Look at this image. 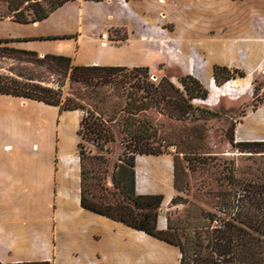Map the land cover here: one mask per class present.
Returning <instances> with one entry per match:
<instances>
[{
	"label": "rangeland",
	"instance_id": "obj_1",
	"mask_svg": "<svg viewBox=\"0 0 264 264\" xmlns=\"http://www.w3.org/2000/svg\"><path fill=\"white\" fill-rule=\"evenodd\" d=\"M130 8L136 9L132 11L133 26L123 20L107 31L110 43H126L139 49L131 56L126 52L122 55L127 64L124 65L129 71L134 67H148L149 81L155 85L153 90L163 77L180 91L183 89L180 77L191 75L199 80L209 91L206 100L192 102L204 110L197 111L200 120H191V116L177 119L178 110L173 108V100L159 97L154 98L149 110L129 114L125 105L130 95L132 98L145 95L133 85L136 80L131 79L129 72L117 75L118 83L98 88L1 57L0 72L13 70L30 74L49 86L60 88L63 97H71L87 109L95 111L94 106L97 107L96 113L107 122L115 141L107 144L103 151L93 142L83 143L88 155L102 156L108 161L100 167L107 170L103 184L111 192L114 191L111 182L114 165L120 163L130 142L128 131L139 135L146 132V147L161 154L138 156L167 158L173 163L178 158L183 169L181 190L175 189L174 184L169 190H156V194L167 199L158 211V223L163 229L167 227V219L188 218L191 222L202 223L203 216L208 213L219 215L218 195L221 190L231 188L233 174L246 177L264 168V157L238 153L229 142L232 126L237 142V136L264 138V0H137L130 3ZM191 9L203 11L197 21L182 17L184 11ZM208 11L213 14L211 18L206 14ZM4 47L13 48L10 43H0V49ZM2 54L7 51L0 50ZM37 55L39 59L45 56ZM214 66L228 68L235 77L217 84L213 79ZM165 91L176 96L168 87ZM76 112L81 121L85 111ZM146 165L140 158L137 167L142 172L137 178L139 192L152 188ZM160 170L161 183L167 187V164Z\"/></svg>",
	"mask_w": 264,
	"mask_h": 264
},
{
	"label": "crops",
	"instance_id": "obj_2",
	"mask_svg": "<svg viewBox=\"0 0 264 264\" xmlns=\"http://www.w3.org/2000/svg\"><path fill=\"white\" fill-rule=\"evenodd\" d=\"M136 2L75 0L41 22L3 19L0 40H9L19 50L70 57L78 66H125L122 55L139 49L101 36L123 20L133 26L136 9L130 3ZM202 12L186 10L182 17L194 22ZM62 36L72 38L43 40ZM79 121L76 111L0 94V263L179 264L178 247L81 206ZM237 139L264 140L252 135ZM140 158L152 185L144 192L138 190ZM163 164L168 168L167 187L161 183ZM135 170L139 194H156L174 184L171 159L138 156ZM158 227L164 230L160 222Z\"/></svg>",
	"mask_w": 264,
	"mask_h": 264
},
{
	"label": "trees",
	"instance_id": "obj_3",
	"mask_svg": "<svg viewBox=\"0 0 264 264\" xmlns=\"http://www.w3.org/2000/svg\"><path fill=\"white\" fill-rule=\"evenodd\" d=\"M75 0H0V20L11 19L20 24H32L47 19L54 11ZM103 2L105 0H84ZM128 1V0H126ZM71 36L48 37L43 40L69 39ZM9 40L0 43L9 44ZM7 54L1 58L18 60L44 68L49 72L69 76L70 80L92 88L115 84L117 75L125 74L135 79L133 84L143 90L145 95L126 102L125 110L131 115L151 108L155 97L172 101L178 110L177 119L200 120L197 111L203 109L193 105L194 100H206L209 95L202 83L191 75L180 77L182 91L163 77L159 86L149 81L148 67H134L130 71L126 66H78L72 59L63 55H45L39 59L36 52L15 48H2ZM34 57V58H32ZM23 58V59H22ZM234 73H238L235 71ZM243 76L242 73H239ZM234 78L226 67L214 66L213 79L217 84ZM160 90L158 91L159 87ZM166 87L176 92V96L167 94ZM0 94L25 100L42 102L59 107L61 111H85L77 136V150L80 161V203L81 206L101 216L120 222L132 229L144 232L161 241L179 248V264H264V168L251 172L250 176L240 177L236 173L230 177V189L220 191L219 215L208 213L202 223L185 220L167 219L164 230L158 228V211L164 201L161 194L143 195L136 190V158L138 155H160L161 152L148 149L144 140L147 133L139 135L128 131L130 142L120 163L114 165L111 182L114 191L103 184L107 170L101 165L108 161L102 156H90L85 151L83 141L93 142L99 151L115 141L107 122L93 109L71 97H63L60 88H54L22 72H0ZM178 96V97H177ZM210 114L209 111H206ZM234 127L230 144L238 153L264 157V141H235ZM98 166V168L96 167ZM183 169L178 158L174 160V188L181 190ZM175 204V200H172ZM2 264V263H0ZM15 264H51L49 262Z\"/></svg>",
	"mask_w": 264,
	"mask_h": 264
},
{
	"label": "built area",
	"instance_id": "obj_4",
	"mask_svg": "<svg viewBox=\"0 0 264 264\" xmlns=\"http://www.w3.org/2000/svg\"><path fill=\"white\" fill-rule=\"evenodd\" d=\"M101 39L104 40V41H108V42H110L109 36H108L107 34H103V35L101 36Z\"/></svg>",
	"mask_w": 264,
	"mask_h": 264
},
{
	"label": "bare ground",
	"instance_id": "obj_5",
	"mask_svg": "<svg viewBox=\"0 0 264 264\" xmlns=\"http://www.w3.org/2000/svg\"><path fill=\"white\" fill-rule=\"evenodd\" d=\"M142 169V168H141ZM137 171H138V169H137ZM141 171H138V173H137V178H138V176H139V173H140ZM142 173V172H141ZM142 175V174H141Z\"/></svg>",
	"mask_w": 264,
	"mask_h": 264
},
{
	"label": "water",
	"instance_id": "obj_6",
	"mask_svg": "<svg viewBox=\"0 0 264 264\" xmlns=\"http://www.w3.org/2000/svg\"><path fill=\"white\" fill-rule=\"evenodd\" d=\"M160 212H162V209L160 210Z\"/></svg>",
	"mask_w": 264,
	"mask_h": 264
}]
</instances>
